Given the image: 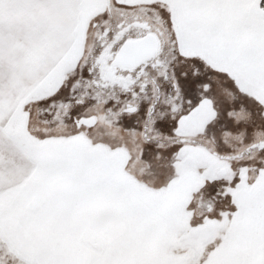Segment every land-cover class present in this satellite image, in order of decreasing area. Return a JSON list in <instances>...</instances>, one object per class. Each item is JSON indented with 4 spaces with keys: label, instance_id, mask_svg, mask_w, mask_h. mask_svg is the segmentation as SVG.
I'll list each match as a JSON object with an SVG mask.
<instances>
[{
    "label": "snow or ice",
    "instance_id": "obj_1",
    "mask_svg": "<svg viewBox=\"0 0 264 264\" xmlns=\"http://www.w3.org/2000/svg\"><path fill=\"white\" fill-rule=\"evenodd\" d=\"M0 264H264V0H0Z\"/></svg>",
    "mask_w": 264,
    "mask_h": 264
}]
</instances>
